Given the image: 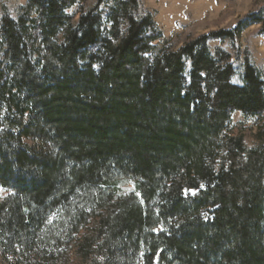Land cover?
Masks as SVG:
<instances>
[{
  "label": "trees",
  "instance_id": "obj_1",
  "mask_svg": "<svg viewBox=\"0 0 264 264\" xmlns=\"http://www.w3.org/2000/svg\"><path fill=\"white\" fill-rule=\"evenodd\" d=\"M84 1L28 0L0 20L1 257L36 264L89 216L111 264H264V144L230 131L232 113L264 111V77L245 57L234 84L231 55L208 46L264 33L263 16L157 50L138 0H111L108 29L105 0ZM124 179L133 191L113 190Z\"/></svg>",
  "mask_w": 264,
  "mask_h": 264
},
{
  "label": "rangeland",
  "instance_id": "obj_2",
  "mask_svg": "<svg viewBox=\"0 0 264 264\" xmlns=\"http://www.w3.org/2000/svg\"><path fill=\"white\" fill-rule=\"evenodd\" d=\"M28 0H0V20L3 15L17 18L21 13V7ZM143 11L149 12L158 29L162 33V39L154 44L157 50L162 48L177 49L186 41L197 36L222 29H229L242 17L254 13L264 18V0H138ZM97 0H85L84 9L92 7ZM111 0H105L100 6L103 14V29L109 28L106 20V11ZM78 6L68 9L74 19L77 18ZM1 24V23H0ZM261 24L249 26L233 40L211 39L208 46L212 54L220 48L231 55L235 74L231 81L234 84H242L244 59L248 57L264 77V33L260 32ZM5 44L0 34V69H6L9 61L5 57ZM230 131L240 134L249 146L264 144V111L255 117L246 118L240 112L231 115ZM24 142L39 148L40 143L36 139H25ZM118 193L133 191L131 182L122 180ZM5 192L0 189V197ZM54 215V214H51ZM51 222H60L55 216H50ZM56 225V224H55ZM93 218L86 216V222L77 232L69 230L62 234H52L54 240L47 246L50 252L43 260L36 264H111L106 256L96 248L93 233ZM10 259V256L7 255ZM0 264H9L7 258L0 255Z\"/></svg>",
  "mask_w": 264,
  "mask_h": 264
}]
</instances>
